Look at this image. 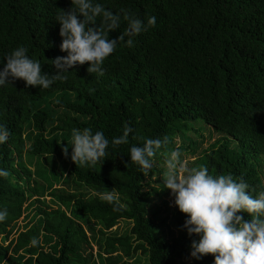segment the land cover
I'll return each mask as SVG.
<instances>
[{
    "label": "trees",
    "instance_id": "obj_1",
    "mask_svg": "<svg viewBox=\"0 0 264 264\" xmlns=\"http://www.w3.org/2000/svg\"><path fill=\"white\" fill-rule=\"evenodd\" d=\"M98 2L114 13L130 9L145 22L155 16L156 26L134 37L133 47L118 45L103 76L90 74L86 63L47 90L23 80L0 87V123L11 133L0 146V168L9 172L0 177V208L8 211L0 222V264H187L189 258L214 264L211 255L191 256L199 237L183 228L185 214L177 208L160 219L162 207L151 204L158 197L171 210L161 165L170 151L198 152L199 140L176 142L193 123L219 135L198 152L194 168L242 177L254 196L264 190V0ZM72 6L71 0H0V60L25 46L54 74L51 61L67 55L57 11ZM125 27L109 38L118 39ZM125 124L134 129L129 143L113 147ZM73 128L103 131L109 155L76 165L71 149L64 152ZM165 136L170 143L149 173L131 163V146Z\"/></svg>",
    "mask_w": 264,
    "mask_h": 264
},
{
    "label": "clouds",
    "instance_id": "obj_2",
    "mask_svg": "<svg viewBox=\"0 0 264 264\" xmlns=\"http://www.w3.org/2000/svg\"><path fill=\"white\" fill-rule=\"evenodd\" d=\"M71 3L69 10H58L56 15L61 25V51L67 53L51 61L56 72L45 73L41 62L29 55L28 48L20 46L0 60V87L23 80L28 87L47 90L58 80L67 79L70 69L86 63L90 74L103 76L104 61L118 45L133 47L134 37L157 23L155 16L147 17L145 22L130 9L114 13L98 0H71ZM122 22L126 23L123 34L118 39H110L109 34L120 29ZM133 132L125 124L122 135L114 137L111 145L128 144ZM10 135L7 125L0 123V146L8 142ZM71 137L72 146L64 152L68 155L71 149V160L76 165L96 164L109 155L110 141L103 131L73 128ZM169 143L165 136L147 138L143 146H131V163L149 173L153 158ZM180 155L178 151H170L163 180L164 187L175 197V206L186 216L183 228L189 237H199L191 244V256L200 260L211 255L214 264H264V190L254 196L242 177L211 175L205 166L185 170L180 164ZM8 175L6 169L0 168V177ZM105 199L112 202L114 197L109 192ZM244 213L250 219L246 220ZM7 217V209L0 208V222ZM37 243L35 238L31 240L32 245Z\"/></svg>",
    "mask_w": 264,
    "mask_h": 264
},
{
    "label": "rangeland",
    "instance_id": "obj_3",
    "mask_svg": "<svg viewBox=\"0 0 264 264\" xmlns=\"http://www.w3.org/2000/svg\"><path fill=\"white\" fill-rule=\"evenodd\" d=\"M193 125V128L187 133V134H183V133H180L179 135H180V137H178L177 136V138H176V142H177V146L178 145H182V144H186L187 142H188V140L189 139H192V138H194V139H196V140H199V149H198V152L200 153V151L201 150H203V148H207V147H209L212 143H214L215 142V140H217L218 139V137H219V135L218 134H216V133H214L213 132V130L209 127V126H207V125H203L204 127H202L199 123H193L192 124ZM204 130H203V129ZM199 130V131H198ZM200 134H202L203 135V138H200V137H197V136H199ZM186 143H185V142ZM184 153V154H182V156L180 157L181 158V162H180V164L185 168V170H189V169H191V168H194V164H195V162H194V160H195V158H197L198 156V154L199 153ZM261 160H262V157L261 158H259V160H258V163L260 164L261 163ZM162 166V168L163 169H165V165H161ZM36 168L34 167L33 168V170H35ZM261 169H262V171H263V173H264V160H263V162L261 163ZM154 179H156V178H154ZM264 179V178H263ZM161 179L160 178H158L157 180H156V182L158 183L159 181H160ZM166 196H164V199L165 200H167L168 201V203H169V206H170V209L171 210H169V208L168 207H165L163 204H162V202H161V200L158 198V197H154L153 199H152V206L153 207H156L157 205H159V206H161L162 207V212H161V214L159 215V218L161 219V218H164V217H166L167 215H169V217L170 218H172V213H173V211L174 210H176L178 207L177 206H175V203H174V201H175V197L172 195V193H171V191L169 190L168 191V195L167 194H165ZM45 196L46 197H48L47 198V200H49V201H52L51 200V198H50V196H49V194H45ZM169 218V221H168V225L170 224V219ZM21 225V224H20ZM25 224H24V222L22 223V225H21V228L20 229H26L25 228V226H24ZM124 225V223H122L121 225H120V227H122ZM117 228V227H116ZM191 258H189V259H187V260H185V261H189L187 264H189V263H191Z\"/></svg>",
    "mask_w": 264,
    "mask_h": 264
}]
</instances>
